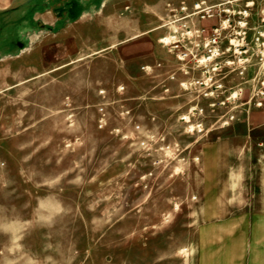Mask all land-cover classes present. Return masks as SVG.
Segmentation results:
<instances>
[{
	"label": "rangeland",
	"instance_id": "374dc122",
	"mask_svg": "<svg viewBox=\"0 0 264 264\" xmlns=\"http://www.w3.org/2000/svg\"><path fill=\"white\" fill-rule=\"evenodd\" d=\"M194 1L0 0V264H241L217 174L250 162L216 141L264 116V73L198 82L162 40Z\"/></svg>",
	"mask_w": 264,
	"mask_h": 264
},
{
	"label": "built area",
	"instance_id": "2783aa9c",
	"mask_svg": "<svg viewBox=\"0 0 264 264\" xmlns=\"http://www.w3.org/2000/svg\"><path fill=\"white\" fill-rule=\"evenodd\" d=\"M233 1L236 0H195L191 8L183 2L178 8L183 14L176 20L187 17L189 20L183 23L180 31L175 28L162 38L166 45H171L170 50L179 60H189L203 67V76L198 82L207 88L215 86L221 90L224 87L221 80L225 75L222 78H217V75L226 64L234 66L233 69L243 75L249 60H259V73H264V0H261L255 25L250 21V7L255 0L248 1L245 8L238 10L232 7ZM205 21L213 23L200 24ZM225 39H228L227 43ZM239 91H235L233 96L237 97L242 92L241 87ZM255 94L264 96V78ZM258 105H262V101ZM100 111L104 108L101 107Z\"/></svg>",
	"mask_w": 264,
	"mask_h": 264
},
{
	"label": "crops",
	"instance_id": "0c3cea01",
	"mask_svg": "<svg viewBox=\"0 0 264 264\" xmlns=\"http://www.w3.org/2000/svg\"><path fill=\"white\" fill-rule=\"evenodd\" d=\"M234 129L233 135L222 137L216 145L222 141L234 142L233 146L240 148L235 158L249 161V170L246 164L239 168L230 166L222 181V171L218 168V184L225 185L233 178L237 185L232 203L229 200L226 205L236 210L233 216L235 254L239 253L241 264H264V116L253 111ZM248 143L250 151L244 152Z\"/></svg>",
	"mask_w": 264,
	"mask_h": 264
}]
</instances>
